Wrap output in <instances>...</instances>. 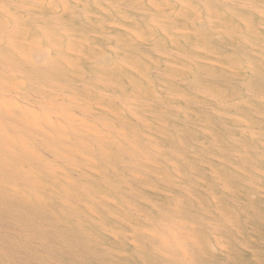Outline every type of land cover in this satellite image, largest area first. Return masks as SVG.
Listing matches in <instances>:
<instances>
[{
  "label": "bare ground",
  "instance_id": "6f19581e",
  "mask_svg": "<svg viewBox=\"0 0 264 264\" xmlns=\"http://www.w3.org/2000/svg\"><path fill=\"white\" fill-rule=\"evenodd\" d=\"M0 264H264V0H0Z\"/></svg>",
  "mask_w": 264,
  "mask_h": 264
}]
</instances>
